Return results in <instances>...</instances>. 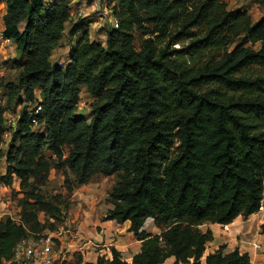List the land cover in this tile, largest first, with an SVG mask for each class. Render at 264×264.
Here are the masks:
<instances>
[{
    "label": "trees",
    "instance_id": "trees-1",
    "mask_svg": "<svg viewBox=\"0 0 264 264\" xmlns=\"http://www.w3.org/2000/svg\"><path fill=\"white\" fill-rule=\"evenodd\" d=\"M110 2L118 28L110 27L104 42H90L89 19L76 20L68 36H81L59 67L49 58L70 20L71 1L6 0L2 35L22 63L17 87L5 84L7 99L0 102V139L5 112L19 107L0 180L11 186L19 179L24 200L20 224L0 220V264H13V249L37 229L38 213L58 220L60 211L35 192L52 168L62 167L72 176L63 173L68 195L97 175L116 176L102 221L129 222L141 244L131 264L171 257L173 264H250L246 253L224 254L223 246L201 263L213 235L198 227L226 226L261 208L264 72L253 68L264 69V25L226 11L220 0ZM135 29L150 36L139 51ZM239 36L241 47L230 48ZM257 43V51L242 48ZM82 87L95 101L89 118L75 111ZM35 91L38 128L30 110ZM147 219L159 234L143 230ZM110 252V260L95 264H127ZM54 264L91 263L74 254Z\"/></svg>",
    "mask_w": 264,
    "mask_h": 264
},
{
    "label": "rangeland",
    "instance_id": "rangeland-1",
    "mask_svg": "<svg viewBox=\"0 0 264 264\" xmlns=\"http://www.w3.org/2000/svg\"><path fill=\"white\" fill-rule=\"evenodd\" d=\"M69 1H71L70 20L65 24L63 37L59 41L57 47L52 51L49 58V61L52 65L59 67H64L66 60L68 59L70 47L73 45L75 40L81 36L80 34H77L73 38L68 36V31L72 24L76 22V20L88 18L90 21L87 28L88 41H96L101 43L105 41L106 31L117 22V20L112 16L111 8L113 4L110 2L111 0H101L100 2H95L94 0ZM220 1L224 5L226 11H238L240 13H244L249 24L258 26L264 25V0ZM5 12L6 0H0V33H2L3 30L2 19ZM22 28L23 24L19 26L20 30ZM149 38V35H144L142 31L135 29L133 42L134 49L139 51L142 47L143 41ZM242 43L243 37H236L230 48L235 46L241 47ZM174 47L178 48L179 45ZM242 48L257 51L260 49V43H257L253 47H251L250 44H244ZM20 63H22V60L18 57L14 45L11 44L10 46H5L3 43H0V102L1 104L3 103V105L7 99V90L4 88V85L10 83L14 87H17V79L21 71V68L18 66ZM253 69H255L254 71L264 72V69ZM35 95L39 96V92L35 91ZM94 105L95 101L91 94L87 92L86 88L82 87L75 111L86 118H89ZM18 111L19 107H13V105H11L10 109H8L4 114L6 133L0 139V177L5 174L6 158L4 155L8 151L9 145L12 143ZM42 130L43 128H40L39 132ZM43 154L46 157L54 159V157H51V154L48 151H44ZM55 163L58 165L61 164L60 161H56ZM64 172H66L67 177L72 180V176L67 169L63 167L59 169L52 168L49 171L44 185L39 186L38 190L35 192L38 198L44 199V201L47 202H52L53 207H56L60 211L58 214V220L49 217L43 212H40L37 214V221L39 224L37 229L34 232L29 233V237L48 234L55 235V246L53 249L56 253L61 247V237H69L68 233L65 234L67 227L65 225L66 221L68 219L70 220V218L74 219L77 216V211L80 208V205L86 206L89 204L94 208L95 216H104L105 212L111 207L107 202L108 193L117 182L115 175L111 177L97 175L93 177L86 185L75 187L72 193L68 195L65 189V177L63 176ZM61 199L65 200L66 202L62 205L57 204V202ZM23 200L24 191L21 188V182L19 179L14 177L11 186H5L0 180V220L10 219L15 223L20 224L22 222L20 202ZM34 202L35 201H29V204H33ZM260 211V215L264 216V195ZM145 222V227L147 228L148 223H151V220L147 219ZM119 229H122V227ZM262 230L264 231V227ZM56 261L59 263L63 260L58 257Z\"/></svg>",
    "mask_w": 264,
    "mask_h": 264
},
{
    "label": "crops",
    "instance_id": "crops-1",
    "mask_svg": "<svg viewBox=\"0 0 264 264\" xmlns=\"http://www.w3.org/2000/svg\"><path fill=\"white\" fill-rule=\"evenodd\" d=\"M77 216L65 223L69 237H61V247L57 254L61 260L71 261L73 255H80L83 262L95 264L99 257L111 259L110 249L120 253L122 260L131 264L132 258L140 252L141 244L135 240L132 233L128 232L129 222L118 225L115 222H103V215H94L91 205L82 206L77 211ZM259 210L248 219L238 216L231 224L222 226L218 224H203L199 226L201 232L210 230L213 240L206 244V250L202 262L206 256L213 253L220 246H224V254L237 249L241 254L249 256L250 264H264V255L252 248L255 242L264 243V216ZM148 227L143 230L153 235L159 234L160 230L155 227L152 219ZM263 226V227H262ZM122 227V229H119ZM262 227V228H261ZM175 259L168 258L163 264H173Z\"/></svg>",
    "mask_w": 264,
    "mask_h": 264
},
{
    "label": "built area",
    "instance_id": "built-area-1",
    "mask_svg": "<svg viewBox=\"0 0 264 264\" xmlns=\"http://www.w3.org/2000/svg\"><path fill=\"white\" fill-rule=\"evenodd\" d=\"M100 2L101 0H94ZM113 28H118V23H114ZM0 43L5 46H10L12 42L9 39H5L0 33ZM36 96V95H35ZM37 100L31 107L32 112V124L36 126L37 120L35 116L41 111L38 104L40 100L39 96H36ZM58 235V233L56 232ZM55 235H42V236H28L16 244L13 249V257L11 262L13 264H54L58 259V254L54 252ZM59 239V238H58ZM252 248L258 253L264 255V243H253ZM61 259V257H60Z\"/></svg>",
    "mask_w": 264,
    "mask_h": 264
}]
</instances>
